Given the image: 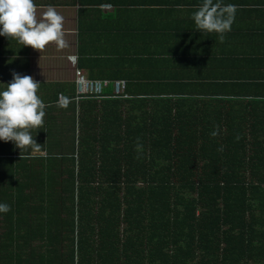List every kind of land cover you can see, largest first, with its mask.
Listing matches in <instances>:
<instances>
[{
	"label": "trees",
	"instance_id": "trees-1",
	"mask_svg": "<svg viewBox=\"0 0 264 264\" xmlns=\"http://www.w3.org/2000/svg\"><path fill=\"white\" fill-rule=\"evenodd\" d=\"M136 52L107 75L131 97L60 89L63 119L32 130L40 152L0 141V264H264V123L191 125L129 83L173 59Z\"/></svg>",
	"mask_w": 264,
	"mask_h": 264
},
{
	"label": "crops",
	"instance_id": "crops-1",
	"mask_svg": "<svg viewBox=\"0 0 264 264\" xmlns=\"http://www.w3.org/2000/svg\"><path fill=\"white\" fill-rule=\"evenodd\" d=\"M223 2L235 4L237 11L221 41L215 32L199 31L191 19L201 0H36L53 5L64 17L67 46L49 44L40 52L0 36V83L10 82L12 72L32 76L48 105L43 121L53 128L52 116L59 121L64 114L49 107L57 106L58 90L77 89L78 70L87 77L114 80L107 77L112 61L125 60L127 72H132L130 62L138 51L146 60L166 57L172 64L146 65L161 68L142 71L156 81L129 83H142L153 95L174 100L175 110L186 114L190 124L203 126L219 117L222 123L225 117L264 123V0ZM121 79L127 81L115 80ZM108 87L117 97H131L128 82L120 93L113 82L104 90Z\"/></svg>",
	"mask_w": 264,
	"mask_h": 264
},
{
	"label": "clouds",
	"instance_id": "clouds-1",
	"mask_svg": "<svg viewBox=\"0 0 264 264\" xmlns=\"http://www.w3.org/2000/svg\"><path fill=\"white\" fill-rule=\"evenodd\" d=\"M43 11L37 12L38 8ZM237 6L223 0H201L191 13V19L201 32H215L222 41L224 33L231 30ZM64 17L49 5H38L36 0H0V36L14 39L22 46H31L40 52L49 44L57 49L65 48ZM8 83H0V141L13 142L20 149L21 159L40 152L32 130L43 125L45 109L48 105L38 95V83L30 75L12 72ZM69 100L58 94L57 107H67ZM219 127L210 133L215 137ZM239 137H237L238 139ZM142 145L137 142L136 150ZM218 151H223L219 147ZM24 153L25 155H22ZM10 204L0 202V213L10 211Z\"/></svg>",
	"mask_w": 264,
	"mask_h": 264
},
{
	"label": "built area",
	"instance_id": "built-area-1",
	"mask_svg": "<svg viewBox=\"0 0 264 264\" xmlns=\"http://www.w3.org/2000/svg\"><path fill=\"white\" fill-rule=\"evenodd\" d=\"M76 98L82 96H97L101 97L104 88L109 84L108 79H97L85 76L80 70L77 71L76 77ZM115 89L117 93H120L125 88L124 80L114 81Z\"/></svg>",
	"mask_w": 264,
	"mask_h": 264
},
{
	"label": "rangeland",
	"instance_id": "rangeland-1",
	"mask_svg": "<svg viewBox=\"0 0 264 264\" xmlns=\"http://www.w3.org/2000/svg\"><path fill=\"white\" fill-rule=\"evenodd\" d=\"M98 79V78H97ZM100 79V78H99ZM109 83H110V81H109Z\"/></svg>",
	"mask_w": 264,
	"mask_h": 264
}]
</instances>
